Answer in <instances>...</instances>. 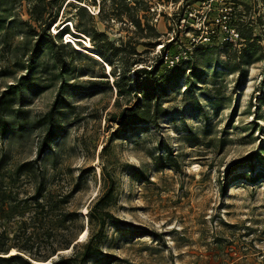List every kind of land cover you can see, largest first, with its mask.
<instances>
[{
    "label": "rangeland",
    "instance_id": "374dc122",
    "mask_svg": "<svg viewBox=\"0 0 264 264\" xmlns=\"http://www.w3.org/2000/svg\"><path fill=\"white\" fill-rule=\"evenodd\" d=\"M92 1L94 6L87 3L93 18L84 15L81 21L122 46L118 56L112 57L117 74L122 73L121 58L131 68L155 64L166 54L161 47L168 42H174L178 53L187 52L180 60L183 70L172 72L161 97L166 115L153 125L128 127L114 137L116 126L106 119L134 97L129 92L118 106L113 105V81L100 77L101 57L89 38L74 29L79 18L73 7H67L62 16L65 0L54 26L71 18L66 26L70 23L80 38L70 34L66 41L71 39L97 61L64 52L61 65L56 62L53 41L44 36L26 72L36 38L28 24L37 26L29 21L31 2L0 0V95L28 73L16 95L3 97L8 120L18 128L0 137V155L8 156L0 182L9 181L7 175L15 163L35 157L46 126L42 117L59 94L55 139L41 166L45 191L64 194L78 183L70 199V207L82 215L83 229L76 242L87 236L86 206L101 184L99 150L113 136L103 158L115 181V196L107 208L112 216L100 235L101 254L86 264H264V0ZM125 3L127 13L118 18L110 14ZM150 6L161 9L156 22ZM192 9L195 16L186 27H178L179 16ZM204 13L208 30L217 34L212 43L191 39ZM231 15L242 21L240 27L261 46L245 57L239 66L242 73L231 66L243 42L234 34L224 38L226 31L237 33L230 26ZM106 67L111 69L107 63ZM249 153L254 154L251 166L239 165L227 175L226 169ZM37 181L23 176L20 194L31 193ZM17 244L27 246L16 225L0 212V249L11 254ZM72 252L69 248L57 255Z\"/></svg>",
    "mask_w": 264,
    "mask_h": 264
},
{
    "label": "trees",
    "instance_id": "16d2710c",
    "mask_svg": "<svg viewBox=\"0 0 264 264\" xmlns=\"http://www.w3.org/2000/svg\"><path fill=\"white\" fill-rule=\"evenodd\" d=\"M60 1V3L58 2ZM65 0H30L31 7L28 10L29 21L36 23L37 26L33 27L30 24L29 27L34 36H36L32 49L30 50V59L28 65L25 67L26 72L31 70L32 61L34 56L38 53L40 46L42 45V37L48 36L52 41L57 52L55 53L56 62L63 65L64 59L61 53L66 52L73 57H86L90 60L97 61V59L87 57L88 54L82 50L76 48L71 42H64L63 36L65 34L73 35L75 38L78 37L77 33H73L71 25V32L68 30L69 26H66V21L72 22V19H65L60 23L56 32L51 34L50 28L54 26L59 16L61 6ZM61 14L65 13L67 7H73L75 10V16L77 19L73 25L74 29L87 36L94 47V52L97 53L102 61L101 78L108 81V77L113 81V88L115 89L116 95L113 101V105L118 106L119 100L127 93L131 92L133 95V101L130 104H126L121 107L117 113H109L106 122L108 124H115V128L112 131L114 137L124 132L128 127H138L140 125L150 126L157 122L159 117L165 116L167 110L163 106L162 94L165 92L166 84L170 82L172 72H178L183 69L181 68L182 62L179 61L173 67L164 61L160 55L158 61L148 67L131 68V63L128 64L124 59H120L118 64L121 68L122 73L117 74L115 65L112 57L118 56V53L122 50V46H116L112 41L107 38V35L103 31H97L95 29L86 28L82 21V16H87L92 19L93 14L86 12V7L75 2H83L90 6L87 1L91 2L94 6L95 3L92 0H66ZM138 0H134L136 2ZM56 10H52L54 6ZM101 5H98L97 14L101 13ZM110 13L113 17L118 18L123 13H127L129 7L127 4H122L121 7L112 8ZM96 13V12H95ZM230 26H235L237 35L242 48L239 49L238 55L235 53V64L231 68L242 73L239 66L244 62V59L250 53L255 50L260 51L261 46L252 40L249 35L244 32V29L240 27V19H235V15H231ZM178 21V19L176 20ZM233 21V22H232ZM27 23V21H25ZM232 22V23H231ZM137 27L140 26L138 19L134 20ZM149 30H153V27L148 25ZM208 24V22H207ZM57 25V24H56ZM63 25V26H62ZM69 25V24H68ZM62 26V27H61ZM180 31V30H178ZM220 33V30H216ZM209 35L208 42H214L216 32L214 31ZM224 36L225 39L229 38L228 33ZM82 41H79V43ZM194 43L192 41H187ZM229 41H223V44H228ZM209 44V43H207ZM200 47L201 45H196ZM162 51L168 53V55L177 54L178 51L174 45V42H168L162 47ZM107 50L110 54H107ZM132 51L136 53L135 48L132 47ZM187 53V52H186ZM138 61H134L135 64ZM181 62V63H180ZM106 63L110 65L111 69H107ZM106 68H105V67ZM118 67V68H119ZM106 71L107 75L104 73ZM130 73L136 77L132 79ZM27 74L21 75L19 80L14 84L8 85L4 92L0 95V137L6 136L12 129L18 128V124L8 120L6 111L3 108L5 100L3 99L6 95H16L20 91L21 85L27 79ZM136 80H140L137 83ZM136 85H132V83ZM60 95L54 98L50 108L43 115L42 121L46 123L45 131L41 139L39 140L35 157L30 160L21 161L15 163L13 170L8 173V182L3 184L0 182V212L4 213V218L7 221L14 223L17 227V232L23 234L26 245L17 244L16 250L11 248V254L7 251L2 252L0 249V264H39V262L49 261V264H86L91 258L101 254L100 248V235L103 231V227L109 217H111L110 211L107 209L113 199L115 191V181L107 170L106 165L103 162L104 154L109 147V143L112 137L107 140L100 148L98 156L101 159L100 171H101V184L96 194L91 198L87 204V221L86 227L88 228L87 236L81 243L76 242V238L81 232L82 220L81 213L70 207L72 201V195L77 190V184H73L71 189L64 194L54 193L52 191H45V176L44 168L41 164L44 162V156L48 150L52 148V142L55 139V115L59 104ZM253 153H249L241 158L239 163L230 165L226 169L227 175H229L233 169L239 165L247 164L251 166L250 158L253 157ZM8 156L6 154L0 155V170L7 164ZM23 176L31 178L33 181H37L34 185V189L31 193L20 194L21 186L19 181ZM35 251L33 248H35ZM72 252L70 255H57L59 250L69 249ZM5 254V255H2ZM53 255H57L56 258L52 259Z\"/></svg>",
    "mask_w": 264,
    "mask_h": 264
},
{
    "label": "built area",
    "instance_id": "2783aa9c",
    "mask_svg": "<svg viewBox=\"0 0 264 264\" xmlns=\"http://www.w3.org/2000/svg\"><path fill=\"white\" fill-rule=\"evenodd\" d=\"M85 7L87 8V10L91 14H94V11L91 9L90 6L86 5ZM149 9H150V12L154 13V15H155L154 22H156L158 17L160 16L161 9L157 8L156 6H150ZM226 9H227L226 7H223L221 10H224L225 14H227ZM195 12L196 11L192 9L189 12H187L186 14L184 13L183 15L179 16L176 25H178V27H184L185 25L187 26L188 21L191 19V17L195 16ZM206 17H207V14H205V13L203 15L199 16L200 22L198 23L197 27H193L194 28L193 30L191 29L193 31V35H194V36H191L192 41L197 42L198 40H201V39H207L208 40L209 39L208 34L211 32L213 33L212 30H208L207 24L205 23ZM224 17H226V16H224ZM216 21H218V19ZM223 28L226 30L225 27H223ZM226 33H228L230 38L232 37L233 34L236 37L238 36L237 33H234V30H231L230 33H229V31H226ZM183 55H186L185 51L181 52V53H177L175 55H168L166 53V54H164L163 59L169 66H172V65L178 63L183 58Z\"/></svg>",
    "mask_w": 264,
    "mask_h": 264
},
{
    "label": "clouds",
    "instance_id": "9594fccd",
    "mask_svg": "<svg viewBox=\"0 0 264 264\" xmlns=\"http://www.w3.org/2000/svg\"><path fill=\"white\" fill-rule=\"evenodd\" d=\"M68 24H69V23H68ZM57 26H58V25H56V26H53V27L55 28V27H57ZM69 26L71 27V24H69ZM54 28H53V29H54ZM53 29H52V30H53ZM52 30H51V32H52ZM54 31H55V30H54ZM52 33H54V32H52ZM67 35H68V34H67ZM66 38H67V37H66ZM66 38H64V39H63V40H64V42H67V41H65V40H66ZM70 40H71V39H70Z\"/></svg>",
    "mask_w": 264,
    "mask_h": 264
},
{
    "label": "bare ground",
    "instance_id": "6f19581e",
    "mask_svg": "<svg viewBox=\"0 0 264 264\" xmlns=\"http://www.w3.org/2000/svg\"><path fill=\"white\" fill-rule=\"evenodd\" d=\"M70 24V23H69Z\"/></svg>",
    "mask_w": 264,
    "mask_h": 264
}]
</instances>
